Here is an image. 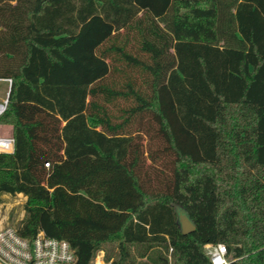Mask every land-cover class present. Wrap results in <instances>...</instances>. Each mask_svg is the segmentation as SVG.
<instances>
[{"label":"trees","instance_id":"trees-1","mask_svg":"<svg viewBox=\"0 0 264 264\" xmlns=\"http://www.w3.org/2000/svg\"><path fill=\"white\" fill-rule=\"evenodd\" d=\"M0 80L21 236L74 264H264V0H0Z\"/></svg>","mask_w":264,"mask_h":264},{"label":"built area","instance_id":"built-area-1","mask_svg":"<svg viewBox=\"0 0 264 264\" xmlns=\"http://www.w3.org/2000/svg\"><path fill=\"white\" fill-rule=\"evenodd\" d=\"M4 140L12 152L13 140ZM211 264H227L226 248L223 244L206 245ZM76 256L68 242L47 237L39 231L34 238L21 236L16 226H0V264H74ZM90 264H113L106 260L104 251L94 254Z\"/></svg>","mask_w":264,"mask_h":264},{"label":"rangeland","instance_id":"rangeland-1","mask_svg":"<svg viewBox=\"0 0 264 264\" xmlns=\"http://www.w3.org/2000/svg\"><path fill=\"white\" fill-rule=\"evenodd\" d=\"M9 87H10L9 81L0 80V105L4 106ZM110 108L111 110L115 109L114 107H112V105L110 106ZM1 139H11L10 125H0V140ZM5 148L6 147L4 146L0 148V152H7ZM25 200L26 198L23 197L21 194H17L15 196H9V195L3 196V201L0 204V226L15 227L17 225V223L23 218L24 215L23 204ZM205 251L207 252L206 249ZM229 259L230 257L227 258V260Z\"/></svg>","mask_w":264,"mask_h":264},{"label":"water","instance_id":"water-1","mask_svg":"<svg viewBox=\"0 0 264 264\" xmlns=\"http://www.w3.org/2000/svg\"><path fill=\"white\" fill-rule=\"evenodd\" d=\"M7 96H8V94H7ZM6 103H7V98H6L5 104ZM5 104H4V106L0 105V107L2 108V111L5 108ZM2 142H5V141L2 140ZM177 216H178L177 224H178L179 229L183 235L189 234L195 230L194 224L189 220V218L187 217V215L185 214V212L181 208H177Z\"/></svg>","mask_w":264,"mask_h":264},{"label":"bare ground","instance_id":"bare-ground-1","mask_svg":"<svg viewBox=\"0 0 264 264\" xmlns=\"http://www.w3.org/2000/svg\"><path fill=\"white\" fill-rule=\"evenodd\" d=\"M3 146L8 148L7 143L6 142H2V140H0V148H2Z\"/></svg>","mask_w":264,"mask_h":264}]
</instances>
